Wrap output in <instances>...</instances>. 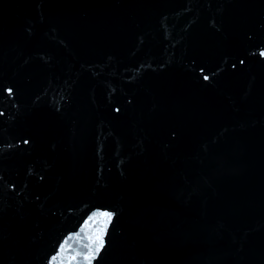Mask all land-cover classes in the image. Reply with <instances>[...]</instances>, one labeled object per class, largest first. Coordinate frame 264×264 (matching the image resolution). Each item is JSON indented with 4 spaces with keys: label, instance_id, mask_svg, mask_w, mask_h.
Listing matches in <instances>:
<instances>
[{
    "label": "water",
    "instance_id": "95a60500",
    "mask_svg": "<svg viewBox=\"0 0 264 264\" xmlns=\"http://www.w3.org/2000/svg\"><path fill=\"white\" fill-rule=\"evenodd\" d=\"M264 0H0V264H264Z\"/></svg>",
    "mask_w": 264,
    "mask_h": 264
},
{
    "label": "snow or ice",
    "instance_id": "6c2138e0",
    "mask_svg": "<svg viewBox=\"0 0 264 264\" xmlns=\"http://www.w3.org/2000/svg\"><path fill=\"white\" fill-rule=\"evenodd\" d=\"M262 55H264V53H262Z\"/></svg>",
    "mask_w": 264,
    "mask_h": 264
}]
</instances>
